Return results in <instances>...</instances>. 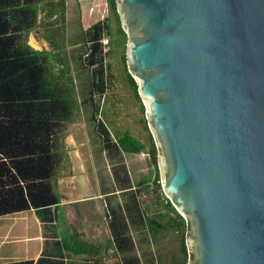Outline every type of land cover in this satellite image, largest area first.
I'll return each mask as SVG.
<instances>
[{
  "label": "water",
  "instance_id": "obj_1",
  "mask_svg": "<svg viewBox=\"0 0 264 264\" xmlns=\"http://www.w3.org/2000/svg\"><path fill=\"white\" fill-rule=\"evenodd\" d=\"M187 264H264V0H114Z\"/></svg>",
  "mask_w": 264,
  "mask_h": 264
},
{
  "label": "trees",
  "instance_id": "obj_2",
  "mask_svg": "<svg viewBox=\"0 0 264 264\" xmlns=\"http://www.w3.org/2000/svg\"><path fill=\"white\" fill-rule=\"evenodd\" d=\"M42 1L0 0V216L30 208L50 210L59 203L54 182L64 160L63 138L67 124L73 121L80 107L90 111L88 122L99 135L101 149L109 156L115 188L123 192L121 200L111 197L107 204L109 228L121 262L142 264L135 253L133 233L141 234L147 241L149 237L176 233L182 252L188 223L162 193L157 149L145 118L141 119L147 132L145 144L129 132L114 142L99 118L100 100L106 90L103 39L112 48L107 51L111 58L114 47L122 43L125 78L144 114L136 84L127 72L126 35L120 27L114 0H106L111 17L82 32L79 47L69 54L62 50L57 53L58 62L63 66L58 75L50 74L56 62L53 54L36 51L27 44L29 33L37 25L38 6ZM70 64L80 90L75 89L68 77ZM75 90L80 94L78 99ZM123 152H145L151 159L156 174L152 179L151 176L144 179L141 189L131 190ZM151 183L154 191H149ZM149 193H155V200H159L164 211L154 206V212L150 213L142 199Z\"/></svg>",
  "mask_w": 264,
  "mask_h": 264
},
{
  "label": "crops",
  "instance_id": "obj_3",
  "mask_svg": "<svg viewBox=\"0 0 264 264\" xmlns=\"http://www.w3.org/2000/svg\"><path fill=\"white\" fill-rule=\"evenodd\" d=\"M67 1L43 0L38 6L37 25L27 38V44L32 49L52 53L59 70L63 66L58 62L57 53L62 50L69 54L79 47V39L75 40L77 36L100 22L94 13L80 16L79 3L82 0H73L76 15H71L73 10L64 8ZM99 111L101 119L103 110L100 108ZM89 115V110L79 107L73 121L66 126L64 160L54 182L59 203L50 210L30 208L0 216V264H123L113 243L107 217L108 198L121 200L123 194L115 188L111 161L106 151L101 149L98 138L95 147H91L71 131L81 119L95 136L94 126L88 122ZM103 123L114 142L123 133L129 132L115 129L111 133ZM143 130L147 139L144 124ZM144 153H122L128 173L126 158ZM149 176L147 172L132 182L129 174L131 190L141 189L142 181ZM165 238L160 235L154 239L149 237L147 241L139 233L132 234L135 253L142 264H156L158 260L151 247L147 248V252H143L142 247L150 243L161 244Z\"/></svg>",
  "mask_w": 264,
  "mask_h": 264
},
{
  "label": "rangeland",
  "instance_id": "obj_4",
  "mask_svg": "<svg viewBox=\"0 0 264 264\" xmlns=\"http://www.w3.org/2000/svg\"><path fill=\"white\" fill-rule=\"evenodd\" d=\"M66 6L64 3V8L73 10L71 15H76L74 13L75 5L73 0H69L66 2ZM80 16L83 17L89 14L92 15L94 13L98 21H102L106 17L110 16V10L107 7L106 0H82L79 3ZM113 21V19H112ZM114 23V22H113ZM85 23L83 24V26ZM88 25V27H90ZM75 36V35H74ZM82 36H77L79 41ZM81 42V41H80ZM71 43V42H70ZM74 46V45H73ZM108 49H112L111 46H108ZM115 52L113 54V58H111L108 52H103L105 55V93L104 96L101 97L100 106L101 110H103V114L101 115V119L106 123L109 127L110 132L114 133L115 129L120 130V132L129 131L136 138L141 140L143 143H146V136L143 130V123L140 122L144 117L140 109V104L135 99L132 94L129 85L125 78V71L121 61V52H122V43L119 46L114 47ZM79 49V48H78ZM82 52V48H81ZM69 79L72 80L73 86L75 89L80 90V84H78V80L76 77V73L73 70L71 64L69 65ZM56 63L53 64L52 69L50 70V74L58 75L60 72ZM74 94L78 99L80 95L78 91L75 90ZM80 119V118H79ZM71 131L75 134L76 137L83 138L86 144H89L91 147H95L97 138L100 140L98 133L95 128V136L92 135L89 126H85L84 122L80 119V124H76L71 128ZM86 133V134H85ZM151 160V159H150ZM149 157L144 153L140 156L130 155L126 158L127 167L129 170L130 177L132 182L137 181L140 177L147 174L151 176V179L156 174L154 170V166L150 163ZM149 191H154L155 186L151 183L149 184ZM160 192V191H159ZM155 193H149L147 196H142L144 200V204L148 205L150 213L154 212L155 208L158 210H163V205L159 202V200H155ZM137 236H140L137 234ZM186 235L183 236V240ZM180 237L176 233H169L166 238L161 242V244H146L142 247L143 252H147V248L156 253L157 262L156 264H184L183 262L188 260V253L184 246L182 252H180ZM185 244V243H184Z\"/></svg>",
  "mask_w": 264,
  "mask_h": 264
},
{
  "label": "built area",
  "instance_id": "obj_5",
  "mask_svg": "<svg viewBox=\"0 0 264 264\" xmlns=\"http://www.w3.org/2000/svg\"><path fill=\"white\" fill-rule=\"evenodd\" d=\"M102 45L104 46V52H107L108 51V40L107 39H103L102 40Z\"/></svg>",
  "mask_w": 264,
  "mask_h": 264
}]
</instances>
